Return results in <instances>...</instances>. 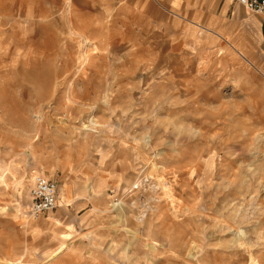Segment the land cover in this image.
<instances>
[{
    "label": "rangeland",
    "instance_id": "rangeland-1",
    "mask_svg": "<svg viewBox=\"0 0 264 264\" xmlns=\"http://www.w3.org/2000/svg\"><path fill=\"white\" fill-rule=\"evenodd\" d=\"M156 1L0 0L1 261L264 264V50Z\"/></svg>",
    "mask_w": 264,
    "mask_h": 264
},
{
    "label": "crops",
    "instance_id": "crops-1",
    "mask_svg": "<svg viewBox=\"0 0 264 264\" xmlns=\"http://www.w3.org/2000/svg\"><path fill=\"white\" fill-rule=\"evenodd\" d=\"M157 1L159 2L157 5L163 10H173L181 21L208 29L213 35L210 36L213 40L211 42L215 45H223L228 41L229 47L247 58V52L253 49V34L256 33L257 40L264 50V15L250 12L233 0ZM157 5L152 4L155 8ZM91 187L94 189L93 184ZM71 202L72 200H67L61 193L60 207L69 206Z\"/></svg>",
    "mask_w": 264,
    "mask_h": 264
},
{
    "label": "built area",
    "instance_id": "built-area-1",
    "mask_svg": "<svg viewBox=\"0 0 264 264\" xmlns=\"http://www.w3.org/2000/svg\"><path fill=\"white\" fill-rule=\"evenodd\" d=\"M233 1L246 7L250 12L264 15V0ZM31 199L33 203L30 213L34 218L56 209L59 205V185L56 180L38 174L31 189Z\"/></svg>",
    "mask_w": 264,
    "mask_h": 264
},
{
    "label": "bare ground",
    "instance_id": "bare-ground-1",
    "mask_svg": "<svg viewBox=\"0 0 264 264\" xmlns=\"http://www.w3.org/2000/svg\"><path fill=\"white\" fill-rule=\"evenodd\" d=\"M90 122H89V124H87V123H85V122H82L81 124H82V126L79 128V129H81V134H83V135H88L89 134V132H91L92 134H93V136H97V135H100V133H101V129H99V126H100V124H99V122L96 120V119H94V117L91 119L90 118V120H89ZM159 167L158 166H156V164L155 163H152V170L153 169H155V170H157ZM35 178H36V176L34 175V177H33V180L35 181ZM143 185V180H140V179H137L136 181H134L133 183H131L130 184V189H131V192H133V191H135L136 189H139L141 186ZM127 188V187H126ZM166 189V188H165ZM169 190H170V187H169ZM126 192V191H125ZM200 197V196H199ZM172 198V197H171ZM156 199V198H155ZM67 204V203H66ZM60 205V204H59ZM58 205V206H59ZM65 207V206H64ZM142 207V206H141ZM145 207H146V205H145ZM144 208V206L142 207V209ZM145 210H146V208H144ZM149 210V209H148ZM153 211V210H152ZM147 215H148V211H142V210H140V212H139V216L137 217L138 218V220L139 221H144V219L147 217ZM47 223H50V225H55L56 223H57V221H58V218H55V217H52V216H50V217H48L47 218ZM28 224V223H27ZM26 224V225H27ZM34 225H36V226H39L38 224H35L34 222L33 223H29L28 224V226L30 227V226H34ZM238 237V236H237ZM243 240V241H242ZM235 242H237L236 244L237 245H244L246 242H248L247 241V239H246V234L245 233H242V236L240 237H238L237 239H235ZM64 246H66V245H64ZM62 247V248H66V247ZM61 250V249H60ZM58 252V251H57ZM60 253V252H59ZM54 255H58V254H54ZM54 255H52V256H54ZM191 256L193 257V258H196L197 256H195L194 254H191ZM0 264H29L28 262H24L23 261V259H20V260H18L17 262H10V261H7V260H5V261H1L0 260Z\"/></svg>",
    "mask_w": 264,
    "mask_h": 264
}]
</instances>
